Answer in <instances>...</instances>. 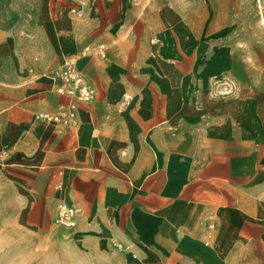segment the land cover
I'll return each mask as SVG.
<instances>
[{
  "label": "crops",
  "instance_id": "crops-1",
  "mask_svg": "<svg viewBox=\"0 0 264 264\" xmlns=\"http://www.w3.org/2000/svg\"><path fill=\"white\" fill-rule=\"evenodd\" d=\"M182 1L21 0L28 31L0 26L4 236L71 264H264V21ZM69 63L90 104L58 94Z\"/></svg>",
  "mask_w": 264,
  "mask_h": 264
},
{
  "label": "rangeland",
  "instance_id": "rangeland-1",
  "mask_svg": "<svg viewBox=\"0 0 264 264\" xmlns=\"http://www.w3.org/2000/svg\"><path fill=\"white\" fill-rule=\"evenodd\" d=\"M174 1L175 3L177 1L178 4L183 2L182 0ZM254 1L257 10H260L259 18L263 20L261 15L263 14L264 0ZM198 2V0H192V3L198 4ZM252 2L253 0H239L240 16L243 21L247 20L248 7H252ZM20 3L21 0H0V26H3L7 32H15L23 37V32L28 31L24 27L25 22H28L30 17L29 14L20 11ZM19 42L24 43L25 41ZM62 70L60 69V71ZM7 226L14 229L19 227L8 225L6 221L0 219V264H71L68 255L55 253L54 243L47 241L45 237L39 234H33L31 237L21 236L20 233H13L15 236L12 237L4 236Z\"/></svg>",
  "mask_w": 264,
  "mask_h": 264
},
{
  "label": "built area",
  "instance_id": "built-area-1",
  "mask_svg": "<svg viewBox=\"0 0 264 264\" xmlns=\"http://www.w3.org/2000/svg\"><path fill=\"white\" fill-rule=\"evenodd\" d=\"M57 92L62 96L71 98L74 102L84 104H90L96 94L95 88L87 81L74 63L66 64L64 69L60 71V84L57 87ZM75 111L76 105L72 103L69 107L61 108L56 112H42L39 116L46 121L69 125L75 120ZM76 213L77 210L74 207L66 204L60 205L55 224L68 228L76 227Z\"/></svg>",
  "mask_w": 264,
  "mask_h": 264
},
{
  "label": "bare ground",
  "instance_id": "bare-ground-1",
  "mask_svg": "<svg viewBox=\"0 0 264 264\" xmlns=\"http://www.w3.org/2000/svg\"><path fill=\"white\" fill-rule=\"evenodd\" d=\"M262 21H264V20H262Z\"/></svg>",
  "mask_w": 264,
  "mask_h": 264
}]
</instances>
